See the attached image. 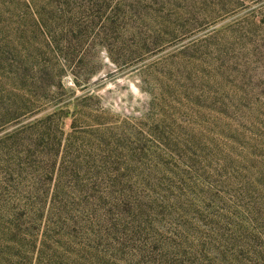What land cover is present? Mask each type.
Instances as JSON below:
<instances>
[{"label":"rangeland","instance_id":"rangeland-1","mask_svg":"<svg viewBox=\"0 0 264 264\" xmlns=\"http://www.w3.org/2000/svg\"><path fill=\"white\" fill-rule=\"evenodd\" d=\"M0 264H264V0H0Z\"/></svg>","mask_w":264,"mask_h":264}]
</instances>
